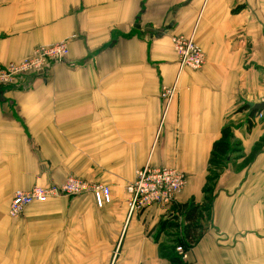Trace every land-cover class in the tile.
<instances>
[{
  "label": "crops",
  "instance_id": "crops-1",
  "mask_svg": "<svg viewBox=\"0 0 264 264\" xmlns=\"http://www.w3.org/2000/svg\"><path fill=\"white\" fill-rule=\"evenodd\" d=\"M175 35L192 36L201 69L180 68ZM62 41L63 63L0 88V264H171L191 204L209 210L184 264H264V109L251 110L264 103V0H0V67ZM224 127L235 148L215 170ZM145 165L186 185L130 215L125 186ZM70 176L108 187L110 203L84 194L8 216L16 192Z\"/></svg>",
  "mask_w": 264,
  "mask_h": 264
},
{
  "label": "built area",
  "instance_id": "built-area-1",
  "mask_svg": "<svg viewBox=\"0 0 264 264\" xmlns=\"http://www.w3.org/2000/svg\"><path fill=\"white\" fill-rule=\"evenodd\" d=\"M172 47L177 55L180 68L188 67L199 70L205 63V57L199 47H197L191 37L175 35L171 37ZM69 53L66 41L39 46L32 55L19 62L9 63L0 67V88L10 86L16 80L26 74H39L44 71L48 63L61 64L65 61ZM173 90H166L162 96L171 97ZM262 111L257 114V119L262 118ZM186 185V176L169 168H156L145 165L135 173L134 180L125 186L128 194L127 210L130 215L151 206H170ZM84 194L92 195L98 208L110 203V190L108 187L99 184H88L76 178L67 177L58 186L47 187L34 186L28 191L16 192L8 207V216L17 219L24 209L35 203H45L57 198H72ZM175 252L185 258L182 247H176Z\"/></svg>",
  "mask_w": 264,
  "mask_h": 264
},
{
  "label": "trees",
  "instance_id": "trees-1",
  "mask_svg": "<svg viewBox=\"0 0 264 264\" xmlns=\"http://www.w3.org/2000/svg\"><path fill=\"white\" fill-rule=\"evenodd\" d=\"M242 109H249L247 106H243ZM255 112H250L253 116ZM235 146L231 142V133L229 127H224L221 132V137L213 144L211 153V164L215 167V170L220 169L223 162H225L230 154L233 152ZM258 148H255V151ZM217 174L212 171L209 181L216 178ZM208 207L198 206L191 204L183 214V224H180L181 235L178 240L173 241L171 248L166 251V256L171 264H184L183 259L175 252L176 247H182L184 251L194 246L200 239L202 234V228L199 224V219L202 213L208 211ZM176 220V219H174ZM171 227L179 228V224L172 223Z\"/></svg>",
  "mask_w": 264,
  "mask_h": 264
},
{
  "label": "water",
  "instance_id": "water-1",
  "mask_svg": "<svg viewBox=\"0 0 264 264\" xmlns=\"http://www.w3.org/2000/svg\"><path fill=\"white\" fill-rule=\"evenodd\" d=\"M264 109V103L261 104H255L253 106H251V110L252 111H262Z\"/></svg>",
  "mask_w": 264,
  "mask_h": 264
}]
</instances>
